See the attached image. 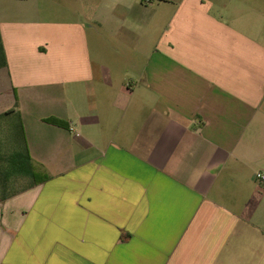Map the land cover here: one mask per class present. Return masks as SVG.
<instances>
[{"label": "crops", "instance_id": "obj_1", "mask_svg": "<svg viewBox=\"0 0 264 264\" xmlns=\"http://www.w3.org/2000/svg\"><path fill=\"white\" fill-rule=\"evenodd\" d=\"M89 1L0 0V117L51 175L7 191L1 156L0 264H264V0Z\"/></svg>", "mask_w": 264, "mask_h": 264}, {"label": "rangeland", "instance_id": "obj_2", "mask_svg": "<svg viewBox=\"0 0 264 264\" xmlns=\"http://www.w3.org/2000/svg\"><path fill=\"white\" fill-rule=\"evenodd\" d=\"M37 2V8L41 16L54 20H73L82 17L85 21L92 16L94 5L89 0H32ZM99 36L92 31L90 45L93 58L96 62L112 66L123 71L130 67V56L125 50L129 49L126 42V32L122 31L115 36L111 30L99 27ZM117 73V72H115ZM26 142L24 139L21 122L17 115L0 117V157L7 159L11 151L16 155L26 154ZM3 158H0L2 161ZM19 176V175H17ZM5 184L6 190L13 191L25 189L32 184L29 176L13 177Z\"/></svg>", "mask_w": 264, "mask_h": 264}, {"label": "trees", "instance_id": "obj_3", "mask_svg": "<svg viewBox=\"0 0 264 264\" xmlns=\"http://www.w3.org/2000/svg\"><path fill=\"white\" fill-rule=\"evenodd\" d=\"M6 65H7V59H6L2 37H1V32H0V68ZM17 116L19 117V115ZM19 120H20V117H19ZM47 121L58 123V124L65 125V126L67 125V123L57 120V119H47ZM21 126H22V123H21ZM22 131L24 135L23 126H22ZM24 139H25V135H24ZM25 142H26V139H25ZM26 148H27V144H26ZM4 160L6 164L5 166L6 183L7 181L8 182L11 181L10 179L12 178L13 175H16V177H19L20 175L29 176L32 180V184L29 186H37L51 179V175L48 173V171L40 164H37L33 161L27 149H26L25 155L13 154V155H9L7 159L4 158ZM1 171L2 170L0 169V175L2 173Z\"/></svg>", "mask_w": 264, "mask_h": 264}, {"label": "built area", "instance_id": "obj_4", "mask_svg": "<svg viewBox=\"0 0 264 264\" xmlns=\"http://www.w3.org/2000/svg\"><path fill=\"white\" fill-rule=\"evenodd\" d=\"M146 1H150V0H146ZM256 179L259 180L260 182H264V174L257 173L256 174Z\"/></svg>", "mask_w": 264, "mask_h": 264}]
</instances>
